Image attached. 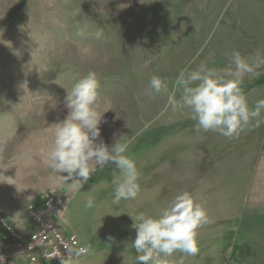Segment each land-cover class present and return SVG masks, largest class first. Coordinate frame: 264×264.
<instances>
[{
    "label": "rangeland",
    "instance_id": "obj_1",
    "mask_svg": "<svg viewBox=\"0 0 264 264\" xmlns=\"http://www.w3.org/2000/svg\"><path fill=\"white\" fill-rule=\"evenodd\" d=\"M233 51L249 63L264 57V0H0V215L29 231L28 205L49 188L69 191L42 149L68 114L67 91L93 71L100 136L111 146L125 135L140 191L114 203L121 174L110 163L72 193L65 219L88 249L80 264H136L130 216H158L183 191L207 222L198 253L176 252L171 264H264V110L229 138L196 131L190 109L167 105L180 70L226 69ZM154 75L168 93L145 94ZM240 87L249 108L264 99V65Z\"/></svg>",
    "mask_w": 264,
    "mask_h": 264
},
{
    "label": "clouds",
    "instance_id": "obj_2",
    "mask_svg": "<svg viewBox=\"0 0 264 264\" xmlns=\"http://www.w3.org/2000/svg\"><path fill=\"white\" fill-rule=\"evenodd\" d=\"M96 35L99 38L102 33ZM229 61L226 69L211 68L202 63L194 69L180 70L170 93L167 82L154 75L145 94L168 93L169 107L191 110L196 131L218 132L229 138L238 136L244 126L260 117L264 110V99L257 100L254 107L249 108L240 87L246 73L264 65V57L249 63L238 51H233ZM98 89L97 74L89 71L67 91L65 107L68 114L62 121L49 126L52 140L42 149L44 163L58 174L56 184H67L72 193L79 192L98 167L102 170L114 163L121 175L113 181V202L135 199L140 191L139 172L127 155L125 135L118 139L114 136L111 146L100 136L99 125L106 111H98ZM177 89L181 93L179 99L176 98ZM93 204L94 199L89 197L85 207L91 208ZM130 217L136 231L131 244L137 253L136 264H171L168 258L176 252L195 256L199 251L196 230L207 222L202 204L188 191L177 193L158 216L139 212ZM66 249V258L59 251L54 256L60 258V264H80L81 257L88 253L87 248ZM0 264H5L2 255Z\"/></svg>",
    "mask_w": 264,
    "mask_h": 264
},
{
    "label": "built area",
    "instance_id": "obj_3",
    "mask_svg": "<svg viewBox=\"0 0 264 264\" xmlns=\"http://www.w3.org/2000/svg\"><path fill=\"white\" fill-rule=\"evenodd\" d=\"M72 196L61 188L45 190L26 209L33 225L29 231L15 228L0 215V255L5 264H60V258L54 257L58 251L66 258V248H87L76 234L68 232L65 216Z\"/></svg>",
    "mask_w": 264,
    "mask_h": 264
},
{
    "label": "crops",
    "instance_id": "obj_4",
    "mask_svg": "<svg viewBox=\"0 0 264 264\" xmlns=\"http://www.w3.org/2000/svg\"><path fill=\"white\" fill-rule=\"evenodd\" d=\"M258 165H261L262 166V173H264V160L263 161H260V164H258ZM257 197H254V200H255V202H257ZM70 205V204H69ZM255 205H257V204H255ZM80 239L82 240V242L85 244V242L83 241V239H82V237H80Z\"/></svg>",
    "mask_w": 264,
    "mask_h": 264
}]
</instances>
